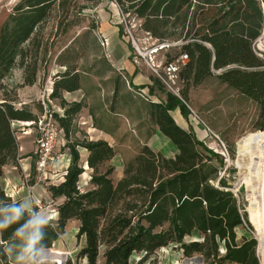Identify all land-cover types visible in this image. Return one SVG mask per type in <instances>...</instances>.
Segmentation results:
<instances>
[{
    "label": "trees",
    "instance_id": "16d2710c",
    "mask_svg": "<svg viewBox=\"0 0 264 264\" xmlns=\"http://www.w3.org/2000/svg\"><path fill=\"white\" fill-rule=\"evenodd\" d=\"M97 5L101 0H82ZM121 11L132 14L141 22L145 33L164 49L179 48L176 55H165L167 63L187 55L188 64L181 77L185 87H197L208 79L217 80L249 98L260 107L257 129L264 131V60L254 50V42L264 30V0H115ZM78 0H25L15 8V14L0 36V173L20 158V143L13 129L15 123L36 128L38 117L28 107L18 109L13 91L3 84L17 60L25 72L23 86L37 82V58L41 41L32 39L40 26L47 23L54 8L66 10L74 6L81 13L87 5L78 7ZM30 43L33 61H26ZM81 78L65 72L54 77L50 100H58L63 116L52 113L68 139L66 152L71 164L64 181L50 183L52 199H64L57 207L56 226L46 227L48 250L65 234L67 223L79 222L78 238L85 236L86 247L78 254L88 264H133L135 254L148 257L170 245H178L185 257L200 255L206 264H260L257 240L244 237L238 242L236 230L245 225L237 197L219 177V168L212 164L217 158L191 132L180 128L170 115L178 108L184 118L190 113L184 102L167 92L156 78V84L166 99L150 103L149 119L162 135L177 148L178 154L166 159L145 145L139 154L125 165L123 177L113 183L109 168L116 151L105 141L79 140L75 121L82 112V103L68 104L63 93L81 90ZM37 110V109H36ZM40 110V108H39ZM79 148L87 150L88 169L92 172L83 190ZM0 199L11 203L0 183ZM17 203L19 201H16ZM35 210L38 209L35 207ZM2 234L7 241L14 228ZM200 240L186 243L187 237ZM264 260V252L262 257ZM143 261V259H142ZM140 261L138 264H142ZM0 264H11L0 256Z\"/></svg>",
    "mask_w": 264,
    "mask_h": 264
},
{
    "label": "rangeland",
    "instance_id": "374dc122",
    "mask_svg": "<svg viewBox=\"0 0 264 264\" xmlns=\"http://www.w3.org/2000/svg\"><path fill=\"white\" fill-rule=\"evenodd\" d=\"M24 1L0 0V36L14 16L15 8L23 4ZM85 5H87V9L81 13H77L78 9H75L73 5L69 7L68 13L66 10H59L56 6L47 23L40 26L34 33L32 39L37 38L41 41V50L37 58L39 70L36 84L32 87L23 86L25 72L21 68L20 60H17L16 66L3 81L7 89L13 91L12 99H14L16 108L28 107L37 113L38 117L46 112L63 115L64 113L59 112L60 101L50 100L49 95L52 93L54 77L65 72L79 75L81 82L84 78L87 79L86 81L89 82H86L87 87L89 84L92 86V77L97 78L94 81L100 82L103 90L101 94L105 95V99L114 97L112 86L118 73L114 72L104 57L102 49L107 46L106 40L104 41L105 46L104 43L99 42L97 28L100 23L99 10L96 8L89 11L88 9L92 5L78 0V7ZM114 22L117 23L121 37L127 41L132 60L136 64L140 63L148 67L147 63L152 60L154 65L160 66L164 63L167 55L179 53V48L155 51L159 46L158 41L148 36L142 29L136 28L134 38L141 52L147 54L143 58L124 36L122 27L119 25L118 15ZM261 37L263 38L258 41L255 48L258 53H262L264 56V31ZM23 49L29 51L26 61L30 63L33 61L34 50L30 43H27ZM149 70L152 72L150 68ZM126 93L127 97L123 100L120 99L121 96L118 97L115 94L117 99H115L116 103L113 110L116 111L117 115L115 114L113 117L123 119L124 128L117 129L115 121L109 126L112 128L111 138L113 140L109 137L108 139L117 152L115 157L101 168V172H106L109 168L114 169L111 175L114 184L122 179L125 165L139 154L143 144H148L153 151L166 159H172L178 154L173 143L158 132L157 127L150 121L149 106L151 100L141 91L133 90L128 85ZM183 98L190 115L187 119L184 118L177 108L176 113L180 119L178 125L185 131L193 133L200 143L217 156V158H213L212 164L219 168V177L226 181L228 190L237 197L241 213L246 217L245 225L236 230L238 242H241L244 237L255 238L257 240V256L260 264H264V260L261 258L264 252V222L254 215L255 202L252 199L255 190H258L262 205L264 204V131L258 130L256 126L260 107L226 84L220 83L215 77L197 87L186 86ZM108 109H110V105ZM171 115L173 118L176 117L174 112H171ZM13 129L19 143L22 142L23 135L29 130H31L34 141L30 153L32 156L31 175L26 180L23 178L24 185L16 186V191L22 186L35 189L31 195L33 197V193L36 194L35 207L51 216L52 209L64 202V199L54 200L51 198L48 193V185L50 183L57 184L64 176L66 170L64 167L68 163L63 161V156L66 152L68 139L65 138L64 133L61 134L47 173L51 180L47 183L39 182L35 167L38 131L35 127L32 128L23 123H15ZM76 129L77 134L70 139L72 142L75 138L84 140L85 137L90 136L87 134L88 131L85 132L84 126H76ZM99 137L97 133H93L91 138L97 140ZM87 140L90 141L89 138ZM224 146L227 147V151H225ZM85 155V151H81L80 164L84 166V170L86 169ZM19 166L18 161L17 164L8 165L0 173V183L8 193L11 189H15V184H12V176L16 174L15 176L19 177L21 172ZM91 173L90 170H85V174L81 176L83 190L91 189L88 185ZM9 177L12 180L11 185L9 181L8 183L5 182V179ZM245 177L251 178L250 187L244 183ZM74 234L75 232L71 231L64 239L68 243L69 241L74 242ZM195 240H200L198 235L185 239L186 243ZM75 254L72 255L69 251L49 252L51 264H70L72 259L77 264ZM144 257L145 254H135L132 258L133 264H138L142 259V264H206L198 254L185 257L178 245H170L146 258Z\"/></svg>",
    "mask_w": 264,
    "mask_h": 264
},
{
    "label": "crops",
    "instance_id": "0c3cea01",
    "mask_svg": "<svg viewBox=\"0 0 264 264\" xmlns=\"http://www.w3.org/2000/svg\"><path fill=\"white\" fill-rule=\"evenodd\" d=\"M96 8L97 10H99L98 17L100 19V23L97 26L98 31H99V40H100L99 42L104 43L105 40H106L105 42H107V46H105V43H104L105 47L104 49H102L104 57L107 59V61L109 62L114 72L118 73L116 75L117 77L115 79L114 85L112 86L114 88L113 89L114 97H111V99H105L104 97L105 95L101 94V91L103 90L100 86V82L94 81V80H97V78L92 77L91 79L92 80L91 82H93L92 86L89 84V86L87 87L86 84L89 82H87L86 81L87 79L84 78L81 83L80 91L74 92V93H63L62 99H64V101H66V103L68 104H72V103H82L83 104L82 112L77 116L75 124L76 126H79V125L84 126L85 132L87 131L89 132L87 134L90 136L85 137L86 139L89 138L90 141H105L114 149L112 143L108 139V137L111 138V135H112V128H110L109 126L111 125L113 121H115L117 129L120 130L124 128V120L121 118L117 119L116 117H113L115 114L117 115L116 111L113 110L114 104L116 103L115 99H117L115 94L118 97L121 96L120 97L121 100L125 99L127 97L126 87L128 85L133 90H138V91H141L143 94H145L151 100L150 103L164 102L166 99V96L159 89V86L156 84V77L149 70V68L140 63L136 64L132 60L131 51H130V48L128 47V43L121 37V33L117 26V23L114 22V19H117L118 9L115 3L113 2V0H107V1L103 0L99 2L97 5L90 6L88 10L92 11ZM88 77L91 78L90 76ZM59 105H60L59 112L63 114L64 110L60 103ZM109 105H110V109H108ZM176 109L171 111L176 114V117L173 118L171 115V112H170V115L175 121V123L178 125V121L180 119L177 116L178 114L176 113L177 112ZM56 114H59V113H56ZM23 124L28 125L30 127V124H26V123H23ZM157 130L158 132H160L158 128ZM30 131L31 130H29V132H26L23 135L22 142L20 143V158L21 159L19 160V163H20L19 167L21 169V172L19 173V177L17 178V176H15L16 174L13 175L12 176L13 183L11 182L12 180L10 177L5 179V182L8 183L9 181L10 185L11 183L15 184V187H14L15 189H11L9 193L6 192L5 190L6 194L9 197H11L14 201H21L22 199L26 197V195L31 196L32 191L34 192L35 190V189L32 190V188L28 189L22 186V188L16 191L17 190L16 186L24 185L23 178L24 180H26L31 175L32 156L30 155V153L32 151V144L34 141H33V137ZM93 133L94 134L97 133L98 136L100 137L97 140H94V138L92 139L91 137ZM93 136L96 137V135H93ZM36 143H37V140H36ZM146 145L148 146V144ZM142 146H145V145L143 144ZM78 151L80 153V157H81V151H85L86 153L85 160H84V163L86 164L85 170H89L87 166V159H88L89 153L87 152V150L82 149V148H79ZM63 158H64L63 161H66L68 163L64 167V169H66L64 173V176H65L68 168L70 167L69 163L71 162V156L69 155L68 152H65ZM59 166H60V163H59ZM13 170H16V168H13ZM64 176L63 178H61L60 182H58L57 184L62 183L64 181ZM49 195L51 196L50 193ZM33 198L34 200L36 199L35 193H33ZM58 206L59 205H57L55 208L52 209V215L50 216L51 217L50 223L54 226H56V223L59 218V214L57 212ZM79 227H80L79 222L75 220L69 221L65 229V234L60 235V238L53 244L51 251L53 252L69 251L72 255L76 253L75 254L76 258L75 256L74 258L77 259V264H88L86 259L78 258V254L80 253V251L86 247L85 236L78 238ZM71 231L75 232L74 242L69 241L68 243L64 238ZM101 264H102V261H101Z\"/></svg>",
    "mask_w": 264,
    "mask_h": 264
},
{
    "label": "built area",
    "instance_id": "2783aa9c",
    "mask_svg": "<svg viewBox=\"0 0 264 264\" xmlns=\"http://www.w3.org/2000/svg\"><path fill=\"white\" fill-rule=\"evenodd\" d=\"M113 2L115 3L118 9L119 25L122 27L124 36L131 42L134 49L139 52V55L145 58L147 54L141 52L138 43L134 38V30L136 28H141V22L137 19L135 15L123 13L120 7L118 6L117 2L115 0H113ZM147 35L150 36V34L148 33ZM262 38L263 37L260 36L254 42L253 50L259 58L264 60V56L262 55V53H258L255 48L258 41H260V39ZM169 46L171 45H159L157 49H155V51L159 49H164L165 47ZM188 62L189 58L187 55H180L170 63L164 61V63L160 66L154 65L152 60H150L147 64L148 67L152 70V73L165 87V90L173 94L182 102H184L181 95V91L184 86V80L181 77V72L183 68L188 64ZM52 113L54 112L44 113L41 119L39 120L38 124L36 125V129L38 131V139L37 149L35 153L37 157L35 167L38 174V181L45 183L51 180L50 176L47 173L53 161L55 148L62 134L60 125L57 120L53 117ZM224 149L225 151H227L226 146H224ZM70 264H76L75 260H70Z\"/></svg>",
    "mask_w": 264,
    "mask_h": 264
},
{
    "label": "clouds",
    "instance_id": "9594fccd",
    "mask_svg": "<svg viewBox=\"0 0 264 264\" xmlns=\"http://www.w3.org/2000/svg\"><path fill=\"white\" fill-rule=\"evenodd\" d=\"M35 204L30 195L18 203L0 199V256H6L11 264H51L45 244L51 217L35 210ZM14 225L8 240H3L2 234Z\"/></svg>",
    "mask_w": 264,
    "mask_h": 264
},
{
    "label": "bare ground",
    "instance_id": "6f19581e",
    "mask_svg": "<svg viewBox=\"0 0 264 264\" xmlns=\"http://www.w3.org/2000/svg\"><path fill=\"white\" fill-rule=\"evenodd\" d=\"M255 177V176H254ZM256 181V180H255ZM257 182V181H256ZM259 182V181H258ZM244 183L245 184H248V187L251 186L252 184V181H251V178L249 177H245L244 178ZM253 183H254V180H253ZM254 190V189H253ZM252 199L253 201L255 202L254 204V215L260 219L261 221L264 222V204L262 205V199H261V196L259 194V191L258 190H255V192L253 193L252 195ZM263 206V207H262ZM263 241H264V237H263ZM51 252V251H50Z\"/></svg>",
    "mask_w": 264,
    "mask_h": 264
},
{
    "label": "water",
    "instance_id": "95a60500",
    "mask_svg": "<svg viewBox=\"0 0 264 264\" xmlns=\"http://www.w3.org/2000/svg\"><path fill=\"white\" fill-rule=\"evenodd\" d=\"M51 250H48V252H50Z\"/></svg>",
    "mask_w": 264,
    "mask_h": 264
}]
</instances>
